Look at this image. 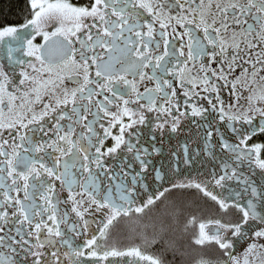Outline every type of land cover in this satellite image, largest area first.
Here are the masks:
<instances>
[{"label": "snow or ice", "instance_id": "snow-or-ice-1", "mask_svg": "<svg viewBox=\"0 0 264 264\" xmlns=\"http://www.w3.org/2000/svg\"><path fill=\"white\" fill-rule=\"evenodd\" d=\"M16 15L0 14V264H172L146 251L163 228L111 237L188 194L238 213L188 218L221 253L196 264H264V0H25ZM184 121L202 144L165 154Z\"/></svg>", "mask_w": 264, "mask_h": 264}, {"label": "trees", "instance_id": "trees-1", "mask_svg": "<svg viewBox=\"0 0 264 264\" xmlns=\"http://www.w3.org/2000/svg\"><path fill=\"white\" fill-rule=\"evenodd\" d=\"M24 3L25 0H0V14H6L9 19L15 20L17 18L16 14L21 11ZM204 209L207 210V218L202 215ZM193 215L197 217L198 221L206 219H221L224 221L236 219L231 213H225L219 209L209 199L206 198V201L202 199L200 194H188L182 198L169 197L163 202H158L156 207L148 211L145 217L139 216L133 218V221L128 222L127 226L122 228L119 234H114L113 236L123 246L134 245L140 243L138 233L144 232L151 236L159 234L163 228L164 231L160 243L147 249L169 256L171 259L165 260L172 262V264H195L198 257L189 260L182 258L195 255L199 250H202V248L197 247L192 242L191 237L188 239L191 232H194V234L197 232V225L188 227L185 230V216L187 220L188 217ZM130 229H135V232L130 231ZM165 242L174 245L179 250V253H183V255L178 253L173 256L165 247ZM178 257L181 258L177 259ZM219 257H221V253L217 247L207 245V259Z\"/></svg>", "mask_w": 264, "mask_h": 264}, {"label": "flooded vegetation", "instance_id": "flooded-vegetation-1", "mask_svg": "<svg viewBox=\"0 0 264 264\" xmlns=\"http://www.w3.org/2000/svg\"><path fill=\"white\" fill-rule=\"evenodd\" d=\"M74 2H75V0H74ZM3 55H4V53L0 52V56H3ZM203 135H204L203 130L198 128L196 124L192 123V121H184V123L181 126V129L179 130V132L177 134H170L167 130H165V134L163 137V143L162 144L158 143L157 146L161 147L165 154H170L171 151L178 150L182 142H188L189 146L192 148H195L197 144H202ZM161 158L162 157H154V159H157V160H159ZM204 163L207 164V168L204 169L205 171H207V169L211 168V163L207 162V158H205ZM193 176L196 179H200V177L195 176V173H193ZM258 177H259V171H257V176H254L252 178L258 179ZM200 197H202V199H204L206 201V198L203 197L202 194H200ZM228 212L231 213L233 217L238 219V213L235 210L229 209ZM147 213H148V211L141 217H145L147 215ZM202 215L207 218V210L204 209V211L202 212ZM135 217L136 216H134L133 218H135ZM188 218H187V220H188ZM187 220H186V216H185V225L187 223ZM197 228H198V225H197ZM186 232L190 233L188 231H186ZM194 235H195L194 232H191L188 236V239L191 237V240H192ZM117 240L118 239L115 238L114 236L111 237V242L116 244L120 248L132 246V245L123 246ZM197 247L202 248V250H199V252L196 253L195 255H189V256L182 257V258L188 259V260L193 259L195 257H198V260L201 257L207 258V251H206L207 245L206 246H197ZM150 250L146 249L147 252H150L153 254H160V253H156L153 250H151V251ZM168 258L171 259L169 256L164 255V259H168ZM180 258L181 257H178L177 259H180Z\"/></svg>", "mask_w": 264, "mask_h": 264}, {"label": "rangeland", "instance_id": "rangeland-1", "mask_svg": "<svg viewBox=\"0 0 264 264\" xmlns=\"http://www.w3.org/2000/svg\"><path fill=\"white\" fill-rule=\"evenodd\" d=\"M211 228V226H209Z\"/></svg>", "mask_w": 264, "mask_h": 264}, {"label": "bare ground", "instance_id": "bare-ground-1", "mask_svg": "<svg viewBox=\"0 0 264 264\" xmlns=\"http://www.w3.org/2000/svg\"><path fill=\"white\" fill-rule=\"evenodd\" d=\"M207 251V250H206Z\"/></svg>", "mask_w": 264, "mask_h": 264}]
</instances>
